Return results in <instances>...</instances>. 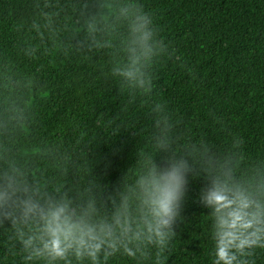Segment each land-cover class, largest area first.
Masks as SVG:
<instances>
[{
    "label": "trees",
    "instance_id": "1",
    "mask_svg": "<svg viewBox=\"0 0 264 264\" xmlns=\"http://www.w3.org/2000/svg\"><path fill=\"white\" fill-rule=\"evenodd\" d=\"M149 158L187 179L163 245L142 231ZM6 174L110 235L95 260L49 262L21 241L40 224L0 216V264H214L210 180L264 211V0H0ZM243 252L264 264V245Z\"/></svg>",
    "mask_w": 264,
    "mask_h": 264
},
{
    "label": "clouds",
    "instance_id": "2",
    "mask_svg": "<svg viewBox=\"0 0 264 264\" xmlns=\"http://www.w3.org/2000/svg\"><path fill=\"white\" fill-rule=\"evenodd\" d=\"M139 163L150 165L151 183L149 198L145 201L147 209L142 217V231L149 242L163 245L173 235V225L185 198L187 179L179 168L157 174V164L151 158ZM3 179L0 216L10 219L14 226L40 224L38 230L27 238L24 233L20 234L24 249L29 253L27 258L59 262L74 253L77 258L87 255L95 260V251L100 247L98 241L110 233L95 232L78 214V209L69 206L71 201L63 196L54 198L7 174ZM200 198L212 209L214 264H243L242 260H237V252L243 256L246 247L264 245V211L259 204L254 211H245L246 206L239 203L233 190L219 178L210 180L209 185L201 190Z\"/></svg>",
    "mask_w": 264,
    "mask_h": 264
},
{
    "label": "bare ground",
    "instance_id": "3",
    "mask_svg": "<svg viewBox=\"0 0 264 264\" xmlns=\"http://www.w3.org/2000/svg\"><path fill=\"white\" fill-rule=\"evenodd\" d=\"M108 18V17H107ZM231 143V142H230Z\"/></svg>",
    "mask_w": 264,
    "mask_h": 264
}]
</instances>
